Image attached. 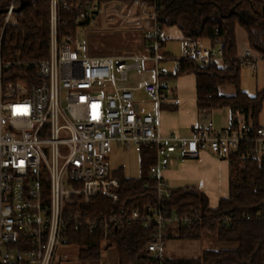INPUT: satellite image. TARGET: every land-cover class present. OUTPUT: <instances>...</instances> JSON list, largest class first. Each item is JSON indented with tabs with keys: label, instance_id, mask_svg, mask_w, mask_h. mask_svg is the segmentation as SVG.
<instances>
[{
	"label": "built area",
	"instance_id": "2783aa9c",
	"mask_svg": "<svg viewBox=\"0 0 264 264\" xmlns=\"http://www.w3.org/2000/svg\"><path fill=\"white\" fill-rule=\"evenodd\" d=\"M19 6L20 0L0 5L6 10L0 14V264H72L74 252L81 255L77 235H98L105 246L116 231L137 223L150 233V255L163 264L167 231L205 219L200 210L183 214L163 206L175 191L161 177L177 162L173 155L194 160L208 151L229 158L242 145H254L250 154L264 174L263 128L254 130L243 121L217 131L208 120L191 138H165L155 116L135 111L138 92L158 105L165 100L160 66L168 59L162 55L156 5L143 55L94 57L78 35L85 27L100 26V4L50 0L45 59L4 46L19 29ZM184 58L203 69L225 65L222 47L200 39L187 42ZM241 61L256 68L249 52ZM175 62L181 68L180 59ZM135 72L139 79L133 84ZM113 146L155 151L150 177L156 185L146 183L144 189L156 194V202L146 204L143 213L119 206L121 184L107 164Z\"/></svg>",
	"mask_w": 264,
	"mask_h": 264
},
{
	"label": "trees",
	"instance_id": "16d2710c",
	"mask_svg": "<svg viewBox=\"0 0 264 264\" xmlns=\"http://www.w3.org/2000/svg\"><path fill=\"white\" fill-rule=\"evenodd\" d=\"M9 1L0 0V5H6ZM71 1L86 3L90 0ZM140 1L158 7L156 17L162 31L166 27H177L188 41L210 40L213 47L222 46L223 67L203 69L182 58L181 68L176 69L170 80L194 74L201 112L229 108L234 114L241 113L244 121L250 122L254 130L260 129L264 90L253 98L241 90L243 65L238 57L236 27H243L247 31L250 48L260 54L264 61V3L252 0ZM17 22L19 29L12 37H6L4 46L15 50L22 48L29 58H47L50 45V0H34L17 15ZM67 30L73 32L74 26L69 25ZM229 86L235 87V95L222 94V88ZM237 127L238 121L234 119L233 129ZM254 150V145H242L230 155V197L220 203L218 210H210L208 198L192 188L175 190L171 200L163 203L168 212L184 214L200 210L205 218L204 222L192 227L168 230L166 240H199L203 230L207 229L217 231L222 242L236 244L237 248L204 251L197 259H165L163 264H264V174L262 164L248 157ZM140 155V179L118 178L121 184L119 206L129 210L138 208L143 213L146 204L156 202V194L144 189L146 183L152 187L156 185L148 172L156 156L149 146H143ZM222 219L225 220L222 222ZM77 236L82 238L81 262L101 261L103 252L113 250L115 264H160L147 250L150 233L138 223L116 231L105 246H102L98 235L83 233Z\"/></svg>",
	"mask_w": 264,
	"mask_h": 264
},
{
	"label": "rangeland",
	"instance_id": "374dc122",
	"mask_svg": "<svg viewBox=\"0 0 264 264\" xmlns=\"http://www.w3.org/2000/svg\"><path fill=\"white\" fill-rule=\"evenodd\" d=\"M101 6V24L99 27H85L79 30L78 39L86 46L89 56L104 57H139L144 53V35L153 26L152 17L155 6L140 0H95ZM166 46L162 53L174 58L162 62L160 68L166 75L173 74L176 59L186 56V43L177 29L166 27L162 32ZM162 54V55H163ZM138 72L133 84L139 79ZM173 83V82H172ZM171 85V83H170ZM241 90L249 97H255L264 90V62L258 61L256 70L243 66L241 71ZM228 96L236 94L234 86L222 88ZM144 100L147 97L143 96ZM259 125L264 128V103L259 118ZM141 155L133 147L129 150L112 147L107 152V164L110 174L118 178L140 179L142 176ZM256 160V159H254ZM258 161V160H257ZM149 175H150V171ZM237 245L222 242L217 231L203 230L201 239L195 241L166 240L163 256L166 259H197L204 251L233 250ZM113 250L103 252L101 261L81 262L77 251L74 252L72 264H115Z\"/></svg>",
	"mask_w": 264,
	"mask_h": 264
},
{
	"label": "crops",
	"instance_id": "0c3cea01",
	"mask_svg": "<svg viewBox=\"0 0 264 264\" xmlns=\"http://www.w3.org/2000/svg\"><path fill=\"white\" fill-rule=\"evenodd\" d=\"M254 1L264 3V0ZM152 27L151 25L149 30L152 31ZM168 28L170 30L173 28L177 29V31L180 32L182 40L187 44L188 40L177 27ZM151 31L146 32L144 41L146 35L150 34ZM163 31L161 30L163 40L162 51L166 46V42L162 35ZM236 39L238 57L240 59L249 52L251 58L255 59L257 63L258 61L264 62L262 56L250 48L249 35L243 27H236ZM202 41L205 45L213 47L210 40ZM218 47L222 46H215V48ZM163 56L168 60L174 58L166 54H163ZM253 69L256 70V68ZM175 72L176 69L173 74H165L161 79L163 83L162 92L165 99L161 104L158 105L156 102L150 100L144 92H138L136 94L135 111L139 115L155 116L159 132L163 137L169 138L175 136L184 139L191 138L194 136L195 131L201 128L208 120L214 122L217 131L229 128L233 129L234 119L238 121V126L244 121V116L241 113L234 114L229 108L201 112L198 108L196 76L194 74H188L177 80H170V77L174 75ZM167 78H169V80H165ZM143 96H146L147 100H144ZM173 157L177 159L175 165L161 172V177L169 182L171 188L174 190L186 188L197 190L208 198L209 209L213 211L219 209L220 203L223 200L229 199L232 171L229 158L215 155L208 151H201L198 158L194 160L182 159V155L179 152L173 155ZM248 157L255 159V156L252 154H249ZM256 157H258V155Z\"/></svg>",
	"mask_w": 264,
	"mask_h": 264
},
{
	"label": "water",
	"instance_id": "95a60500",
	"mask_svg": "<svg viewBox=\"0 0 264 264\" xmlns=\"http://www.w3.org/2000/svg\"><path fill=\"white\" fill-rule=\"evenodd\" d=\"M31 3L32 0H20V6L16 9V14H20ZM3 13H6V10H0V14Z\"/></svg>",
	"mask_w": 264,
	"mask_h": 264
}]
</instances>
